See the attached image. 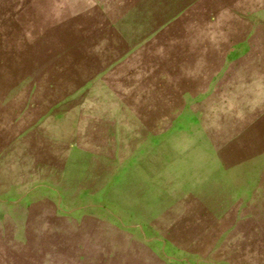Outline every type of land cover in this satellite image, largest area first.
<instances>
[{"label":"rangeland","instance_id":"1","mask_svg":"<svg viewBox=\"0 0 264 264\" xmlns=\"http://www.w3.org/2000/svg\"><path fill=\"white\" fill-rule=\"evenodd\" d=\"M0 264H264V0H0Z\"/></svg>","mask_w":264,"mask_h":264}]
</instances>
